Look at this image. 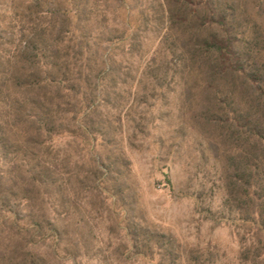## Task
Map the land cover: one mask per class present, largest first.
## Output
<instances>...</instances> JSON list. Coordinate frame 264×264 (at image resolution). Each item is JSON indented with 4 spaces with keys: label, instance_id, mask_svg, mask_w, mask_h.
Segmentation results:
<instances>
[{
    "label": "rangeland",
    "instance_id": "rangeland-1",
    "mask_svg": "<svg viewBox=\"0 0 264 264\" xmlns=\"http://www.w3.org/2000/svg\"><path fill=\"white\" fill-rule=\"evenodd\" d=\"M178 1L0 0V264H264V107L193 50L207 7L264 63V0Z\"/></svg>",
    "mask_w": 264,
    "mask_h": 264
},
{
    "label": "trees",
    "instance_id": "trees-1",
    "mask_svg": "<svg viewBox=\"0 0 264 264\" xmlns=\"http://www.w3.org/2000/svg\"><path fill=\"white\" fill-rule=\"evenodd\" d=\"M177 3L178 10H176V13L180 12L181 7L184 10L188 9L185 5L190 2L179 0ZM171 16L177 18V21L184 26L189 20L185 15L180 16L171 13ZM199 20L202 22L201 26L214 23L218 30L210 36H202L201 41L197 43V48H193L195 56L209 58L208 60L212 62V68H221L223 72L228 71L241 76L250 90L249 95H253L257 105L264 107V67H262L264 63L259 64V60L256 57L259 49L253 50L254 48L250 46H245L242 49L236 48L237 39L227 25L226 15H218L206 7V11L199 17ZM53 81L50 76H46L40 81L32 80L28 83V89L43 88L47 82L51 83ZM247 115L248 123L250 124L248 128L250 137L254 139L255 143L258 142V144L264 145V124L255 120V114L250 112ZM230 165L232 172L229 177L231 184L230 188H228V195L236 202L241 201L242 206L251 204L253 198L250 194V189L258 186L261 191H264V152L261 151L258 154L239 153L232 159ZM261 200L262 205H264V196H261Z\"/></svg>",
    "mask_w": 264,
    "mask_h": 264
}]
</instances>
